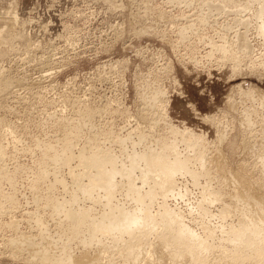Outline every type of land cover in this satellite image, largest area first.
Segmentation results:
<instances>
[{"label":"rangeland","instance_id":"374dc122","mask_svg":"<svg viewBox=\"0 0 264 264\" xmlns=\"http://www.w3.org/2000/svg\"><path fill=\"white\" fill-rule=\"evenodd\" d=\"M172 1L0 0V264H41L18 246L25 240L58 264L67 253L83 264H195L173 239L178 223H139L149 232L138 254L112 235L69 239L70 222L53 205L73 207V196V208L91 218L107 212L108 202L135 211L139 201L160 218L178 213L203 241L193 250L203 264H264V254L238 262L233 253L237 244H244L240 256L264 246V61L222 57L226 36L232 43L235 35L224 23L237 7L216 16L210 0ZM208 19L212 25L200 22ZM255 39L251 33L253 59L262 52ZM151 89L163 92L168 122L145 109ZM171 125L206 137H177L199 180L182 172L174 192H148L159 174L146 182L137 168L130 176L141 189L130 190L129 156L146 149L157 156L174 138ZM98 149L116 156L118 186L108 194L99 184L84 196L79 189L92 186L99 170L81 156Z\"/></svg>","mask_w":264,"mask_h":264},{"label":"bare ground","instance_id":"6f19581e","mask_svg":"<svg viewBox=\"0 0 264 264\" xmlns=\"http://www.w3.org/2000/svg\"><path fill=\"white\" fill-rule=\"evenodd\" d=\"M204 1H206V0H204ZM172 2H171V4H172ZM179 3H181V1ZM206 4L208 6H211V7H209L211 11L218 10V12L216 11L217 14L215 13L216 16L218 15V13H221V11H223L224 7H229V8L231 6L237 7V8H232V10L230 9L231 10L230 12H232V15H235L234 18H232L230 15H228V17L229 16L231 17L230 22L232 23V26H230L231 23L228 22V29L230 28L232 32H235V35H234V40L232 43L228 42L229 36L225 38L226 39L225 45L223 43V47L220 49V51H222L221 54H222L223 58H226V57L228 59L233 58L236 60V62L237 61L242 62L243 58L241 56H243L246 59H250L252 64L253 63L257 64V61H259L260 59L262 61H264V0H210V1H207ZM205 8H203V9L205 10ZM209 8L207 10H209ZM225 12H224V14H225ZM208 14H209V12H208ZM211 14H213V12H211ZM226 14H228V13H226ZM221 15H223V14H221ZM210 16H215V15H210ZM13 17H15L17 20V14H13ZM194 21H196V20H194ZM200 22L206 25L207 23H209L211 21H209V19H208L207 21L202 20ZM200 25H202V24H200ZM209 25H212V24L209 23ZM224 26H226L225 23H224ZM210 28H212V27H210ZM251 33L255 34V38L257 39V42H260L261 49H262L261 57L257 56L254 59H253V57H254V55H256L255 49L252 47V45L249 41V36L251 35ZM223 39H224V37H223ZM231 39H232V37H231ZM217 46H219V45H217ZM234 46H235V48L237 47L238 49H242L243 53L238 52V50L234 51ZM237 69H238V67H237ZM241 75H242V73H241ZM252 91H254V90H252ZM149 92L150 93L147 94L145 97V104H146L145 109L147 111L151 110L152 112L154 110H157L158 111V117H160L161 120H163L164 122H168V120H169V118H168L169 116L167 115L168 109H166L167 108L166 102L165 103L163 102V98H164L163 92L158 91V90H154V89H151ZM258 93H259V91H258ZM253 94H255V93H253ZM253 97H254V95H253ZM98 100H100V99H98ZM262 100H264V98ZM263 106H264V104H263ZM102 110H104V109H102ZM90 116H92V115H90ZM208 117H210V116H208ZM251 119H252V117H251ZM87 124L88 123H86L85 125H87ZM170 127H171V131L169 130L170 131L169 134L172 133L174 138L169 140L168 142H166L164 139V141H165L164 143L161 141L163 143L162 147H161L162 149L159 153H157V156H155V154L150 149H146L141 154H133V155L129 156V158L131 159V162H132V168L130 170H127L126 174L129 175L131 183H132V187H130V190L131 189H133V190L141 189V187L133 185L134 178L130 176V175L134 176V170H136L137 168L142 169V171H143L142 178H144V181L146 180V182L148 181V178L150 175L155 176V175H157V173L159 174V176H157V178L158 177L161 178V180H159V178L158 179L154 178L159 183H158V185L156 183V185H155L156 187L149 190L148 192L155 191L156 189L157 190L165 189L166 191L170 189L172 192H174V187L176 184V181H175L176 176H177V174L178 175L182 174V172H185V173L192 175V177L194 178V180L196 182L199 180L201 172H197L195 170H193V171L190 170L191 167L189 166V164H191V161H190L189 155H187L188 157L183 156V153L180 154L177 151L178 146H181V145L177 144V137L182 136L183 140H186L187 142L195 140L196 143L197 142L201 143V142L206 141L205 140L206 137H204L201 134L191 133L189 130H186V129L184 131H181L180 129H178L174 125H171ZM181 141H182V139H181ZM187 144H190V143H187ZM69 146H70V142L68 144V148H69ZM190 147L195 148V146L192 144H190ZM195 153H196V151H195ZM190 156H192V153ZM81 157L86 159V161H87L86 163L90 168L98 169L99 172L96 176H93V178L90 180V183H92V186L87 185V187L79 189L80 194H83L84 196H91L93 193L94 186H97V185L103 184V183L106 186L105 190L108 191V194H110L113 190H115L117 188L118 185L115 183L114 179H115L116 175L121 174L122 171L120 169H118L115 165L116 156L104 154V153H102L101 150L98 149L95 153L84 154V152H83V155ZM202 158H204V157H202ZM194 160H195V157H194ZM141 164H143V165H141ZM87 165H86V167H87ZM109 165L111 168H108ZM154 171H156V172H154ZM157 171H160V172H157ZM151 172H154L155 175ZM147 174H149V175L146 178L145 175H147ZM151 178H153V177H151ZM149 180L151 181L152 179L149 178ZM166 183L168 185H166ZM144 184H146V183H144ZM135 186L139 187V189L136 188ZM142 186H144V185H142ZM149 188H151V187H149ZM72 198H73V200L71 201V205L74 207L75 203L77 202V198H76V196H73ZM51 203H50V205H51ZM141 204L142 203H139V201H138L137 204L135 203L137 209L135 211H129V210H127L121 206L113 204L112 202H108L106 205L108 211L104 212L103 215L100 216L99 218H97V217L91 218L89 216V214L83 212L82 210H76L73 207L67 208L66 206L64 207V206H60V205H58V206L53 205L54 206L53 209L56 210V212L58 211L57 213H59V212L63 213L65 215V217L67 218V220H69L70 224L68 225L69 227L67 229V234H68L69 239H71V238L72 239H74V238L78 239V236H80V235L82 236V234H84V233L87 236L86 237L87 240H85L83 243H92L99 236L100 233H102L104 235L107 234L109 236L110 235L115 236L114 238H117L119 240L122 238H125V240L122 242L121 249L123 251H128L129 254L140 253V250H141L140 247L143 246V244L145 243V235L148 234V232H149L148 227H146L144 229H140L138 227L139 223H141L144 226L154 224V222H156V221L178 223L175 226L176 231H175V235H174L173 239L177 244L184 246V247H182V246L179 247L180 254L183 257H185V254H187V255L190 254V256L192 257L193 262L195 264H203L204 263V261L201 259V257L198 256V254L196 252L197 250L193 251L194 248L197 245L203 243V241H198V244L196 243V241H197V237L195 235L196 233L191 228H189V226L183 225L182 223H179L181 221V219H180L181 217L179 218L180 215L178 213L172 212L171 210L164 211L161 214L162 217L160 218L158 216H154L150 211L144 210L142 208ZM161 205H166V204L163 203ZM51 209H52V207H51ZM54 210H53V212H54ZM156 217H158V218L156 219ZM79 238L81 239V237H79ZM249 240H250V237H246L244 243L245 242L249 243ZM18 246H20L21 248H27L31 252H34L36 255L38 254L39 256L37 257V259H39L38 262H40L41 264H58V261L52 256L53 253H52V255H50V253H49L50 251L48 252V251L39 250L32 241H26V240L21 241V243H18ZM46 247H48V246H46ZM243 247H244V244H237L236 248H238L239 250L236 252H233L235 255V258H237L238 262L243 261L245 259H249V258L250 259L252 258L253 260H258L264 254V246H262V247L256 246L254 251L247 250L246 253H243L244 256H240L237 253ZM63 248H64V246H63ZM48 249H50V248H48ZM40 251H43L44 253L41 252V254H39ZM73 255L71 253H67L61 264H75V263L76 264L77 263L83 264L85 262V260L82 256L79 257L78 259H76L73 257Z\"/></svg>","mask_w":264,"mask_h":264},{"label":"built area","instance_id":"2783aa9c","mask_svg":"<svg viewBox=\"0 0 264 264\" xmlns=\"http://www.w3.org/2000/svg\"><path fill=\"white\" fill-rule=\"evenodd\" d=\"M225 23H226V31H228V18H226ZM226 37H228V35H227ZM226 63H227V62H226ZM227 64H228V63H227Z\"/></svg>","mask_w":264,"mask_h":264}]
</instances>
